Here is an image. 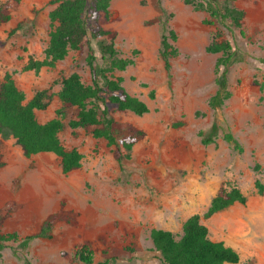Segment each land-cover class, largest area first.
Wrapping results in <instances>:
<instances>
[{
	"label": "rangeland",
	"instance_id": "1",
	"mask_svg": "<svg viewBox=\"0 0 264 264\" xmlns=\"http://www.w3.org/2000/svg\"><path fill=\"white\" fill-rule=\"evenodd\" d=\"M244 13L245 38L236 36L234 50L243 60L227 70L229 98L212 110L215 70L221 53H208L215 28L202 10L185 0H112L102 29L116 33L115 48L133 60L123 72L124 89L145 102L148 112L135 116L107 104L115 121L143 132L130 158L116 161L113 147L67 122L76 110L64 112L58 134L66 150L82 156L80 167L61 172L51 153L25 157L12 137L0 136V211L8 214L1 232L20 236L36 232L42 221L60 207L71 223H57L50 239L30 243L32 264H81L74 247L91 242L93 263L160 264L149 233L152 229L182 235L185 220L202 215L222 182H230L246 197L209 219H200L210 240L222 242L239 256L238 264H264V0H221ZM10 7V19L0 26V82L11 75L29 101L47 91L46 107L34 110L41 124L56 117L61 80L71 73L90 84L84 54L74 51L53 68L23 71L30 58L42 59L47 45L48 14L52 0H0ZM171 30L177 55L170 61L168 78L160 57V42ZM221 69V68H220ZM217 122L226 125L242 152L231 151L221 138L203 145L198 132ZM0 264H21L9 249Z\"/></svg>",
	"mask_w": 264,
	"mask_h": 264
},
{
	"label": "trees",
	"instance_id": "2",
	"mask_svg": "<svg viewBox=\"0 0 264 264\" xmlns=\"http://www.w3.org/2000/svg\"><path fill=\"white\" fill-rule=\"evenodd\" d=\"M112 0H52L55 7L49 12V32L42 59L30 58L23 71L40 72L43 68H53L69 52L84 54L83 63L87 67L90 84L85 85L78 74L71 73L61 80L58 92L60 108L56 117L41 124L34 110L46 107L47 91L37 92L25 102V95L15 85L10 74L6 73L0 82V136L12 137L20 146L25 157L41 153H51L59 159L61 172L68 174L80 167L82 156L77 150H66L61 145L58 134L62 129L64 112L75 109V118L67 122L70 129H81L96 139H103L113 147L112 156L116 161L129 159L133 146L143 137V132L130 124H122L109 116L106 105L117 111H127L135 116L148 112L145 102L130 95L123 87V79L116 72H123L133 64L115 48L116 33L100 27L98 18L106 15ZM187 4L202 10L208 17V24L215 28L208 53H221L222 57L215 70L216 92L209 100L212 110L220 109L229 98L227 70L243 57L237 53L232 41L236 36L245 38L242 29L244 13L221 0H185ZM7 2L0 4V26L10 19ZM176 36L169 30L160 42V57L167 77H170V61L177 55ZM264 65V57L257 59ZM221 68V69H220ZM264 109V102H263ZM221 131L222 140L234 153L242 148L226 125L213 122L208 131L198 132L203 145L214 142ZM1 154H0V166ZM257 194L264 193V185L255 180ZM246 197L239 188L230 182L221 183L200 216L188 217L182 225L179 239L165 230L152 229L149 238L153 250L158 254L160 264H238L235 250L222 242L210 240L200 219H209L214 214L233 204L244 205ZM8 214L0 211V253L9 249L21 264H32L28 258L30 243L37 239H50L54 226L59 222L71 223V218L60 207L48 215L36 232L20 236L16 232L2 233L1 227ZM74 258L81 264L93 263L91 242L85 241L74 247ZM107 260L98 264H107Z\"/></svg>",
	"mask_w": 264,
	"mask_h": 264
},
{
	"label": "crops",
	"instance_id": "3",
	"mask_svg": "<svg viewBox=\"0 0 264 264\" xmlns=\"http://www.w3.org/2000/svg\"><path fill=\"white\" fill-rule=\"evenodd\" d=\"M162 230V229H161ZM166 231V230H165Z\"/></svg>",
	"mask_w": 264,
	"mask_h": 264
}]
</instances>
